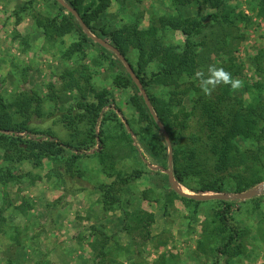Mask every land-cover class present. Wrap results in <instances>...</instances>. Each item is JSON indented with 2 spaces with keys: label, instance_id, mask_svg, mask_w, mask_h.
I'll return each instance as SVG.
<instances>
[{
  "label": "rangeland",
  "instance_id": "374dc122",
  "mask_svg": "<svg viewBox=\"0 0 264 264\" xmlns=\"http://www.w3.org/2000/svg\"><path fill=\"white\" fill-rule=\"evenodd\" d=\"M257 1L221 0L222 5L215 9L202 0L188 5H181L179 0L175 3L173 0H111L105 11L91 21L95 34L90 33L98 37L100 28L109 33L134 22L147 27L159 16L176 15L179 9L183 15L201 21L200 32L191 37L201 58L199 68L215 64L242 82V87L226 98L228 106L236 107L237 100L246 98L250 91L246 90V85L263 84L264 95V21L256 15ZM214 13L218 14L217 18H212ZM240 16L248 21L239 20ZM53 22L56 23L54 31ZM158 33L165 44L183 47L181 32L163 29ZM79 40L74 21L67 12L59 10L53 0H0V100L10 104L22 93L34 90L41 98L44 117H32L31 126L40 131L49 130L62 140L68 138L69 131L62 121L61 109L73 106L78 96L75 90H62L60 76L66 70L84 68L90 76V86L95 90L107 89L125 119L136 116L129 105L133 89L120 88L113 83L119 72L117 61L110 64L99 47L91 43H85L83 52H75L70 57L65 55ZM125 60L135 74L137 50L132 49ZM156 70V63L145 68L147 75ZM190 78L195 80L194 76ZM147 89L153 95L168 98L164 88ZM184 106L188 110L190 102L185 101ZM210 114L215 115L212 111ZM200 116L198 112L191 117L185 132L187 136L201 128ZM124 128L143 151L130 125L124 123ZM111 131L114 140L109 152L117 170L124 174L135 169L153 170L145 165L138 152L119 138L122 128L115 120L111 122ZM245 147L255 145L247 141ZM92 151L73 165V175L65 171L63 161L47 158L38 167L30 161L14 164V178L7 187L10 206L0 220V264H86V260L96 254L90 246L91 226L105 228L117 240L110 241L104 261L99 257L97 264H264V181L258 184L262 185V190L254 196L256 199L239 200L235 211L229 214L230 222L245 232L244 252L233 257L216 255L215 248L223 242L222 238L205 239L202 234L215 224L213 213L218 207L215 200L219 199L201 200L196 212L194 204L185 205L176 199L164 214L159 203L143 199L141 193L151 187V196H156L170 183L152 182L158 178L149 177L147 173L123 185L120 205L106 207L100 185H109L114 177L101 172L98 157L91 154ZM186 156L188 165L191 157L185 152ZM6 164L0 158V167ZM166 170L163 169V173ZM180 188L191 192L181 185ZM142 204L145 209L141 208ZM141 209L154 214V222L147 231L132 217ZM124 210L130 214L127 220H124Z\"/></svg>",
  "mask_w": 264,
  "mask_h": 264
},
{
  "label": "trees",
  "instance_id": "16d2710c",
  "mask_svg": "<svg viewBox=\"0 0 264 264\" xmlns=\"http://www.w3.org/2000/svg\"><path fill=\"white\" fill-rule=\"evenodd\" d=\"M53 1L59 10L67 12L79 30L80 40L74 42L66 50L65 55L70 57L75 52H83L85 43H91L99 47L110 64H116L117 61L119 72L113 83L120 88L133 89L129 105L136 116L132 115L130 119H125L121 108L111 99L107 89L95 90L90 86V76L84 68L66 70L60 76L63 80L62 90H75L78 94L73 106L61 109L62 121L69 131L66 140L58 138L49 130L40 131L31 126L32 117H44L41 98L34 90L22 93L10 104L0 100V158L7 162L4 167H0L2 188L0 220L3 219L1 215L4 210L10 206L7 187L14 178V164L24 161H30L36 167L46 158L63 161L65 171L73 175L75 171L73 165L93 149L91 154L98 157L101 172L108 177H114L109 185H100L103 191V204L106 207L111 206L110 208L115 204L120 205L123 185L144 174L148 173L149 177L158 178L152 182H168V173H163V169L169 168L168 144L138 86L115 52L89 37L74 14L57 0ZM64 1L78 13L92 34L95 32L90 25L91 21L98 18L111 2V0ZM173 1L175 3L177 0ZM179 1L181 5H188L197 0ZM202 1L215 9L222 5L221 0ZM178 10L176 15L159 16L155 23L147 27H140L138 22H134L124 24L109 33L100 28L98 37L106 40L126 59L132 49L137 50L138 60L134 71L148 93L153 112L168 133L173 151L171 168L174 180L195 194L249 190L264 181V95L261 91L263 84L258 83L255 87L246 85V90L250 91L247 92L246 98L241 97L237 100L239 105L236 107L228 106L226 103V98H229L233 91L229 86L221 85L211 96H205L195 84L196 81L190 78L201 66L200 55L195 50L196 44L191 39L193 34L200 32L201 21L185 16ZM256 15L264 21V0L257 1ZM211 16L217 18L218 14L214 13ZM239 18L248 21L243 16ZM53 25L51 29L54 31L56 23L53 22ZM163 29L181 32L184 35L183 47L180 49V46L165 44L158 33ZM150 63H156L157 70L147 75L145 68ZM149 87L166 89L168 98L151 94L147 89ZM185 101L190 102L188 110L185 109ZM12 107L15 108L12 110ZM211 111L214 116H211ZM198 112L201 113V128L187 136L185 132L189 127V121ZM120 118L130 125L143 151L137 148L134 137L124 128ZM114 120L122 128L119 138L125 140L139 153L145 165L157 168L147 171L135 169L129 174L116 169L114 158L109 152L113 147L111 122ZM247 141L253 142L255 147H245ZM185 152L191 157L188 159L190 162L188 165L185 163L187 158L184 157ZM149 181L151 182L150 178ZM151 194L153 188L148 187L142 191L141 197L159 203L164 214L176 199L185 205L194 204L195 212L197 205L201 203V200L179 195L170 185L156 196ZM215 201L218 202V207L213 213L215 224L202 236L205 239H210V236L222 238L223 242L215 248L216 255L237 256L245 250L243 243L245 232L230 222L229 214L235 211V204L239 200ZM127 217H130V214L124 210V220H127ZM132 217H135L136 224L146 231L154 222V214L142 209L136 210ZM90 236L93 238L90 246L96 254L91 256L86 264H97L99 257H102L103 262L110 241L117 240L108 234L105 228L99 229L96 226L90 227Z\"/></svg>",
  "mask_w": 264,
  "mask_h": 264
},
{
  "label": "water",
  "instance_id": "95a60500",
  "mask_svg": "<svg viewBox=\"0 0 264 264\" xmlns=\"http://www.w3.org/2000/svg\"><path fill=\"white\" fill-rule=\"evenodd\" d=\"M62 6H64L68 11H70L72 14H74V16L77 18V20L79 21V23L81 24L83 30L85 31V33L91 37L93 40H95L97 43L103 45V46H107L110 49H112L115 54L117 55V57L125 64L130 76L133 78L135 84L138 86L141 95L143 96L149 110L152 112V115L157 123V125L159 126V128L161 129L165 140L168 144V165L169 168L167 170L168 173V181L170 183L171 188L176 191L179 195L181 196H186V197H190V198H194L196 200H210V199H237V200H244V199H248V198H252L255 195L259 194L260 191L262 190V185H257L249 190L246 191H242V192H235V193H204V194H195V193H190L187 191H183L182 189H180V185L174 180L173 178V173H172V148L170 145V140H169V136L168 133L163 125V123L158 119V117L156 116V114L153 112L150 100L148 98V96L146 95V92L141 84V82L139 81V79L137 78V76L134 74V72L132 71L131 67L129 66V64L127 63V61L125 60L124 56L115 48H113L110 44H108L105 40L95 37L93 36L90 31L88 30L86 24L84 23V21L80 18V16L78 15V13L64 0H57ZM149 167H151L152 169L157 168L156 166H151L148 165Z\"/></svg>",
  "mask_w": 264,
  "mask_h": 264
},
{
  "label": "clouds",
  "instance_id": "9594fccd",
  "mask_svg": "<svg viewBox=\"0 0 264 264\" xmlns=\"http://www.w3.org/2000/svg\"><path fill=\"white\" fill-rule=\"evenodd\" d=\"M194 77L197 86L205 96H211L221 85L229 86L232 90L242 87V82L239 79L234 78L230 72L215 64L199 68L194 73Z\"/></svg>",
  "mask_w": 264,
  "mask_h": 264
},
{
  "label": "crops",
  "instance_id": "0c3cea01",
  "mask_svg": "<svg viewBox=\"0 0 264 264\" xmlns=\"http://www.w3.org/2000/svg\"><path fill=\"white\" fill-rule=\"evenodd\" d=\"M182 186V185H181ZM183 187V186H182ZM191 193V192H190ZM193 193V192H192ZM141 208H144L143 207V204L141 205ZM145 209V208H144ZM152 212V211H151ZM114 216H112V218H113ZM119 237H121V236H119ZM86 262H87V260H86Z\"/></svg>",
  "mask_w": 264,
  "mask_h": 264
},
{
  "label": "bare ground",
  "instance_id": "6f19581e",
  "mask_svg": "<svg viewBox=\"0 0 264 264\" xmlns=\"http://www.w3.org/2000/svg\"><path fill=\"white\" fill-rule=\"evenodd\" d=\"M180 187V186H179ZM181 189V188H180ZM183 190V189H182ZM183 191H186V190H183Z\"/></svg>",
  "mask_w": 264,
  "mask_h": 264
}]
</instances>
